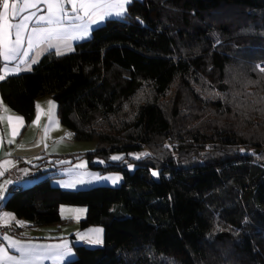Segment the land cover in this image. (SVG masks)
<instances>
[{"label":"trees","instance_id":"1","mask_svg":"<svg viewBox=\"0 0 264 264\" xmlns=\"http://www.w3.org/2000/svg\"><path fill=\"white\" fill-rule=\"evenodd\" d=\"M261 68L264 0H132L74 51L0 81L27 123L52 96L73 138L96 142L37 158L25 177L35 183L11 185L0 209L35 228L68 224L61 207L84 206L81 228L102 227L104 245L76 244L63 264H264ZM85 156L104 158L90 166L121 184L53 183Z\"/></svg>","mask_w":264,"mask_h":264},{"label":"crops","instance_id":"2","mask_svg":"<svg viewBox=\"0 0 264 264\" xmlns=\"http://www.w3.org/2000/svg\"><path fill=\"white\" fill-rule=\"evenodd\" d=\"M132 1V0H131ZM11 2V1H10ZM129 4L125 5L126 12L128 10ZM17 7H25L22 3H18ZM67 12L71 13L72 5L63 4L61 5ZM0 11H2V5L0 6ZM35 13V16L31 21H29V27L24 33L25 41L24 47L21 51L27 49V36L31 34V29L33 27L37 28H47L55 27V25H49L45 22H38L37 17L39 16H48V5L46 3H38L35 7L28 6L27 10L24 12V15H31ZM83 15V13H80ZM126 14V13H125ZM9 15H11V10H9ZM111 18H117L115 15L107 17L104 20H99L97 18L96 23H92L87 17L82 21H64L65 25L69 23L84 24L87 23L89 27L88 35L83 38H77L75 40H69L68 44L70 48L62 47L63 54H68L75 49V45L83 40H86L91 37L92 31L95 27L101 25L106 20ZM15 23L16 21H11ZM69 31H72L71 29ZM14 38V37H13ZM48 52L56 53L55 48H49L47 43L38 44L32 50L29 51V57L27 58L29 62L32 58L36 59V63L31 64V70L34 66L43 58ZM4 61L0 59V67L4 65ZM17 61H12L8 64L9 67L15 65ZM22 69H27L28 65H20ZM31 70H22L21 72H29ZM16 73V74H19ZM3 74V73H0ZM13 74V75H16ZM10 76V75H8ZM7 77V76H6ZM49 101L52 104H49ZM39 105V108L37 107ZM36 111L33 120L30 123L26 122V119L20 113L14 111L10 108L2 99L0 92V116H3L4 119L0 120V172H3V175H0V195H3L5 198L7 196L8 189L11 185H24L25 183H32L35 179L25 178L34 174L37 169L34 168L37 164L36 159L42 156H47L48 158L52 155H78L83 154L88 150L87 146L82 141H77L73 138V134L68 130L60 121L58 116V106L56 101L52 96H45L37 101ZM37 115H39V120L36 124H33V121L36 120ZM8 116H19L23 117V127L20 126L19 121L13 120L11 123L8 121ZM17 127L19 135L15 136L14 143H9V140L13 139L12 136V127ZM71 135H68V134ZM71 158H67L66 161H69ZM4 161H11L10 164H4ZM80 162H85V159H81ZM86 165V163H84ZM74 165H68L66 169L73 168ZM60 173H63L62 177H56L53 179V183L67 189H75L79 187H85L87 183L85 179L81 177H74L73 171L71 172L72 179L64 178L66 173L60 170ZM65 173V174H64ZM70 177V176H69ZM11 181V183H7ZM1 217L3 222L8 225H15L19 227L20 235L11 236L10 239H5V241L0 245L7 250L9 255L20 256V253L17 252L14 248L11 247L13 241H18L19 244L17 247L24 246H37L38 253L44 254L46 246L52 245H64L67 244V249H70V252L65 250L63 257L61 259L47 258V259H38L33 262V264H61L64 263L73 257H75V245L78 241H81L80 236H77L78 230L75 227L77 222L80 223V219H83L87 213V209L83 206H62L61 214L64 218L72 219V222L64 225H51L44 227H31L30 222L23 219H19L15 216L13 212L0 209ZM3 213L11 214L10 217H4ZM23 222V223H19ZM73 225V228L70 229L69 226ZM65 229H67L65 231ZM85 230H88L89 233L81 231V237L91 236L93 233L98 234V238L103 233L102 227L91 226ZM70 233L73 234V239L70 238ZM51 256V254H49ZM0 264H13L9 260H0Z\"/></svg>","mask_w":264,"mask_h":264},{"label":"snow or ice","instance_id":"3","mask_svg":"<svg viewBox=\"0 0 264 264\" xmlns=\"http://www.w3.org/2000/svg\"><path fill=\"white\" fill-rule=\"evenodd\" d=\"M46 3L48 5V16L37 17L38 22H45L49 25H55V27L37 28L31 29V34L27 36V49L21 51L24 47L25 35L24 33L29 27V21L33 19L35 13L31 15H24L28 6L35 7L38 3ZM18 3H22L25 7H17ZM72 5L71 13L67 12L61 7L63 4ZM131 0H0L2 5V11H0V59L5 63L0 67V81H3L6 76L19 73L22 70H31V64L36 63V59L32 58L31 61L27 59L29 57V51L36 45L47 43L49 48H55L57 55H62V47L70 48L68 44L69 40H75L78 37L83 38L88 35L89 27L87 23L77 24L69 23L65 25L64 21H82L85 17L96 23L97 18L104 20L107 17L115 15L116 17H123L126 13L125 5L130 4ZM11 10V15H9ZM80 13H83L81 15ZM11 21H16L12 23ZM72 31H69V30ZM14 37V38H13ZM12 61H17L15 65L9 67L8 64ZM27 64V69H22L20 65ZM260 67V66H257ZM264 71V68H261ZM49 104H52L49 101ZM39 108V105H37ZM4 117L0 116V120ZM8 121L11 123L13 120L19 121L20 126L23 127V117L8 116ZM39 120L37 115L33 124H36ZM19 135L17 127H12L13 139L9 140V143H14L15 136ZM68 135H71L70 133ZM142 155H149L144 153ZM139 158V157H137ZM111 159L119 160V156H113ZM11 161H4V164H10ZM103 163V161H101ZM3 175V172H0ZM153 175H157L153 172ZM118 179V178H117ZM115 182V181H114ZM7 183H11L8 181ZM5 199L3 195H0V201ZM4 217H10L11 214L3 213ZM23 223V222H19ZM5 239L10 237L5 236ZM99 242V241H96ZM18 241H13L11 247L20 253V256L9 255L7 250L0 246V260H9L13 264H33L38 259H61L64 251L70 252L67 249V244L64 245H52L46 246L44 254L38 253L37 246H20ZM51 254V256L49 255Z\"/></svg>","mask_w":264,"mask_h":264},{"label":"rangeland","instance_id":"4","mask_svg":"<svg viewBox=\"0 0 264 264\" xmlns=\"http://www.w3.org/2000/svg\"><path fill=\"white\" fill-rule=\"evenodd\" d=\"M83 143L87 146L86 148H88V150L85 151L84 153L92 152V151L96 150V142L95 141H85ZM113 156H119L120 159L123 157L122 153H116V154L112 155V157ZM136 156H138V155L136 154ZM81 159H85V162H80ZM111 160H113V159H111ZM101 161H103V163H101ZM114 161H118V160H114ZM90 162H92L95 165H102V166H105L107 164V161L100 156H95L91 160L88 156H85L84 158L77 159L73 164H71V165H74L73 168L65 170V167H64L63 169H61L63 172L65 171V173H66L64 178L68 177L66 179H72L73 177L71 178V176H72L71 172L73 171L74 177L78 176V177L85 179V182L87 183V185L85 187H79L76 189H82V188L85 189V188H90V187L97 186V185L118 186L121 184L122 176L120 173H118V172H103V171L99 170L100 168L94 169L90 166ZM84 163H86V165ZM130 169L133 170L134 167L130 166ZM34 183H25L24 187L30 186ZM81 220L82 219H80V221ZM73 225L74 224L69 226V228L72 229ZM75 227L78 230L77 236H80L78 238L81 239V241H78L77 244H83V245H86L89 247H96V246H103L104 245V231H103L102 235L100 236V238H98L97 237L98 234L96 235L95 233H93L91 236H85L84 235L83 237H81V235H82L81 231H84L85 233H89V231L85 230L87 228H81L79 222H77V224H75ZM66 230L67 229H65V231ZM69 235H70V238L73 239V234L70 233ZM96 241H99V242H96ZM71 260H73V259H71ZM67 262H69V261H66L64 263H67ZM61 264H63V263H61Z\"/></svg>","mask_w":264,"mask_h":264},{"label":"built area","instance_id":"5","mask_svg":"<svg viewBox=\"0 0 264 264\" xmlns=\"http://www.w3.org/2000/svg\"><path fill=\"white\" fill-rule=\"evenodd\" d=\"M17 235H18V231L15 228V226L5 224L3 222V219L1 217V212H0V245L5 241V238H4L5 236L11 237V236H17Z\"/></svg>","mask_w":264,"mask_h":264}]
</instances>
